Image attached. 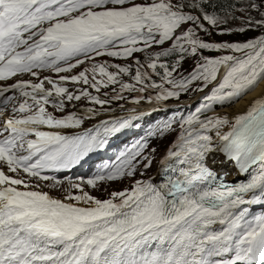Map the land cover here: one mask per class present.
<instances>
[{"label": "snow or ice", "instance_id": "obj_1", "mask_svg": "<svg viewBox=\"0 0 264 264\" xmlns=\"http://www.w3.org/2000/svg\"><path fill=\"white\" fill-rule=\"evenodd\" d=\"M261 83L264 0H0V264H264Z\"/></svg>", "mask_w": 264, "mask_h": 264}, {"label": "rangeland", "instance_id": "obj_2", "mask_svg": "<svg viewBox=\"0 0 264 264\" xmlns=\"http://www.w3.org/2000/svg\"><path fill=\"white\" fill-rule=\"evenodd\" d=\"M249 35H252L251 33L249 34ZM214 39H216V40H222V39H228V40H235V39H242L243 37H236V36H233V37H213ZM185 67H189V65H185ZM264 85V83H261L260 84V86L258 87V89H257V91H255L252 95H254V94H257L258 93V91L261 89V87ZM252 93V92H251ZM250 94V93H249ZM248 96V95H247ZM193 99H191V100H185V101H182V102H184V103H191V104H193V105H195V103L197 102L196 101V94H194L193 95ZM246 98V96L244 97V99ZM241 101V100H240ZM170 103H173V102H170ZM236 105V104H235ZM235 105L233 106V107H229V108H225L226 110H228V111H232L233 109H234V107H235ZM225 109H221V110H219L218 112H220V111H222V110H225ZM120 113H117V115H119ZM161 115H164V113H161ZM150 119H156V117L155 116H153L152 118H150ZM148 121H145V123H147ZM141 134V132L140 131H136V130H133V131H131V132H129L126 136H124V137H121V139L120 140H117L115 143L117 144V147L115 148V150L117 151L118 150V148H122L125 144H128V143H130L135 137H137V136H139ZM173 135H175V134H173ZM172 136H169V137H167L165 140H163V141H154L153 142V146H156V147H158V149H160L159 150V153L160 154H163V151H164V149H165V147L168 145V143L172 140ZM167 143V144H166ZM157 158H159V156L157 157ZM152 171L154 172L155 171V166L153 167V169H152ZM124 186H126V185H122V184H114L112 187H114V188H117V189H119V188H122V187H124ZM49 189H47V188H45L44 189V191H48ZM55 193V194H54ZM54 193H51L50 192V194L51 195H53V196H58V197H60L61 196V193L59 192V191H55L54 190ZM94 195H97V196H101L102 198H103V195L101 194V193H93Z\"/></svg>", "mask_w": 264, "mask_h": 264}, {"label": "bare ground", "instance_id": "obj_3", "mask_svg": "<svg viewBox=\"0 0 264 264\" xmlns=\"http://www.w3.org/2000/svg\"><path fill=\"white\" fill-rule=\"evenodd\" d=\"M259 86H260V84H259ZM258 86V87H259ZM258 87H257V89H258ZM257 89L255 90V91H257ZM261 90H264V85L261 87V89L258 91V93L257 94H254V95H252L254 92H252V93H250V94H248V96H246V98L244 99H242L241 101H239L236 105H235V107H234V109L232 110V111H228V110H222V111H220V112H224V111H227V112H229V113H231V114H235V113H238V112H243L244 110H245V108H246V106H247V104H248V102L254 97V96H257V95H259V93H260V91ZM167 144V143H166ZM160 150V149H159ZM233 178V177H232ZM53 192H54V190H52ZM53 196V195H52ZM54 197H58V196H54Z\"/></svg>", "mask_w": 264, "mask_h": 264}, {"label": "trees", "instance_id": "obj_4", "mask_svg": "<svg viewBox=\"0 0 264 264\" xmlns=\"http://www.w3.org/2000/svg\"><path fill=\"white\" fill-rule=\"evenodd\" d=\"M259 86V85H258ZM257 89V88H256ZM254 92V91H253ZM194 97H193V95L190 97V96H188V95H183L182 97H181V101H185V100H191V99H193ZM170 102H172V101H170ZM237 104V103H236ZM235 105V104H234ZM234 105H230V106H228V107H226V108H229V107H233ZM221 109H225V108H220V107H217V109H216V111H219V110H221Z\"/></svg>", "mask_w": 264, "mask_h": 264}]
</instances>
